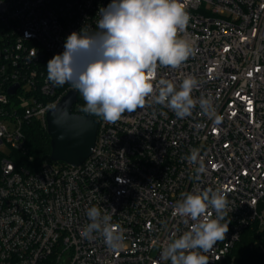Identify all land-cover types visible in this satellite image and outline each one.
<instances>
[{
    "label": "built area",
    "instance_id": "1",
    "mask_svg": "<svg viewBox=\"0 0 264 264\" xmlns=\"http://www.w3.org/2000/svg\"><path fill=\"white\" fill-rule=\"evenodd\" d=\"M110 2L0 0V264H171L162 248L191 224L173 216V206L183 193L209 188L223 190L232 209L222 221H230L225 240L202 253L209 264L252 223L264 231V0H181L197 51L179 69H158L157 80L195 76L193 97L212 94L218 124L199 105L184 119L158 104L115 124L94 115L97 141L82 164H16L14 153L27 150L25 126L47 128L49 110L74 89L47 80L48 61L73 32L97 30L98 11ZM194 148L207 169L199 181L198 163L183 159ZM93 206L102 215L116 209L112 223L125 229L120 251L99 233L80 236Z\"/></svg>",
    "mask_w": 264,
    "mask_h": 264
},
{
    "label": "clouds",
    "instance_id": "2",
    "mask_svg": "<svg viewBox=\"0 0 264 264\" xmlns=\"http://www.w3.org/2000/svg\"><path fill=\"white\" fill-rule=\"evenodd\" d=\"M98 14L97 30L73 32L66 38L64 52L48 61L49 82L59 86L70 83L85 101L81 110L111 124L125 113L152 104L167 107L178 119L191 117L199 105L204 116L220 122L211 93L193 97L201 85L195 76H185L179 84L157 80L158 69H179L197 51L195 41L187 35L191 17L181 0H111ZM198 158L195 148L183 157L190 164L198 163L197 181L201 174H207ZM182 197L173 206V216L183 218L185 225L191 221L189 230L178 237L173 233L162 248L161 258L171 264H209L208 256L202 253H211L229 230L230 221L222 223L232 210L227 194L209 188L183 193ZM112 210V214L102 215L98 207L88 208L90 223L80 236L91 241L93 233H99L107 248L118 252L124 247L125 229L112 223L116 209Z\"/></svg>",
    "mask_w": 264,
    "mask_h": 264
},
{
    "label": "water",
    "instance_id": "3",
    "mask_svg": "<svg viewBox=\"0 0 264 264\" xmlns=\"http://www.w3.org/2000/svg\"><path fill=\"white\" fill-rule=\"evenodd\" d=\"M11 92H15V87ZM77 100V90L68 91L46 116L51 160L74 166L82 164L92 153L99 128L94 115L73 111ZM57 120L59 123H54Z\"/></svg>",
    "mask_w": 264,
    "mask_h": 264
},
{
    "label": "trees",
    "instance_id": "4",
    "mask_svg": "<svg viewBox=\"0 0 264 264\" xmlns=\"http://www.w3.org/2000/svg\"><path fill=\"white\" fill-rule=\"evenodd\" d=\"M85 106V101L79 94L73 111L87 113L81 110ZM25 132L27 150L16 151L13 158L18 166L36 170L45 160H51L50 136L46 128L36 121L27 124ZM46 264L56 263L50 258ZM219 264H264V231L260 230L257 222L243 231L230 253Z\"/></svg>",
    "mask_w": 264,
    "mask_h": 264
},
{
    "label": "rangeland",
    "instance_id": "5",
    "mask_svg": "<svg viewBox=\"0 0 264 264\" xmlns=\"http://www.w3.org/2000/svg\"><path fill=\"white\" fill-rule=\"evenodd\" d=\"M9 150H10V149H9L8 147H6V146L3 148V151L6 152V153H9ZM260 230H261V229H260ZM64 263H65V262H64ZM65 264H66V263H65Z\"/></svg>",
    "mask_w": 264,
    "mask_h": 264
}]
</instances>
